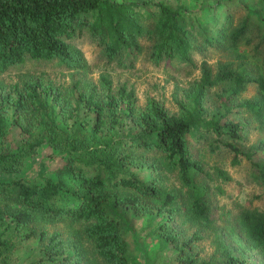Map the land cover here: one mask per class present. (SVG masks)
Masks as SVG:
<instances>
[{"label":"trees","instance_id":"obj_1","mask_svg":"<svg viewBox=\"0 0 264 264\" xmlns=\"http://www.w3.org/2000/svg\"><path fill=\"white\" fill-rule=\"evenodd\" d=\"M199 1L224 17L218 41L235 46L246 37L249 18L233 24L234 0ZM258 2L264 39V0ZM85 33L108 62L125 67L140 54L154 64L177 59L195 66L197 40L215 45L197 12L181 1L0 0V77L27 59L52 61L69 76L0 79V171H20L46 141L63 156L51 175L0 179V246L36 241L40 260L31 264H85L89 253L100 264H136L121 223L130 226L124 211L136 218L154 211L164 216L156 228L176 264H247L217 233L221 255L200 253L202 231L214 229L218 218L237 223L240 239L264 260V211L238 206L231 223L229 209L217 200L225 188L215 182L231 175L199 149L228 152L231 165L248 161L264 195L261 146L246 148V124L230 115L242 106L264 125L263 69L246 60L209 63L204 57L192 86L171 95L174 109L152 94L141 100L134 84H114L104 71L93 78L74 42ZM249 84L257 93L242 97ZM217 85L211 109L208 94ZM15 125L22 140L13 148L7 140ZM136 167H147L153 177L141 179Z\"/></svg>","mask_w":264,"mask_h":264},{"label":"rangeland","instance_id":"obj_2","mask_svg":"<svg viewBox=\"0 0 264 264\" xmlns=\"http://www.w3.org/2000/svg\"><path fill=\"white\" fill-rule=\"evenodd\" d=\"M167 1L173 4L181 1L189 9L195 13L197 12L208 34L215 38L212 41L215 44L214 46L212 44H204L201 39L197 40V48H195L193 53L196 65L194 66V64L177 59H166L162 60L159 64H154L148 60L146 54H140L134 59V66L125 67L119 64L116 59L108 62L106 56L101 51V47L96 45L91 35L85 33L75 38L74 42L81 48L91 64L93 78H96L99 72L104 71L110 75L114 84L121 83L122 81L134 84L141 100L147 94H152L164 101L169 107L175 109L171 95L176 92L177 95L182 96L184 91L192 86L200 75L199 65L204 57L209 63L216 62L218 59L234 62L246 60L248 63L258 64L264 73V39H260L257 29L261 19V15L258 13L260 6L258 0H234L229 3V9L233 14V24H237L245 16H248L250 24L246 37H242L241 42L235 46L230 45L227 40L218 41V27L222 25L224 17L211 10L212 6L210 4L206 5L205 2H200L199 0ZM255 9H257L256 13L254 12ZM45 72L54 78L55 75H59L61 79H69L67 73L63 72L62 74L59 72V67L56 63L42 59H27L25 62L8 69L1 75L0 79L3 83H6L18 77L29 74L39 75ZM219 88H221V85L214 86L209 91L207 104L211 106V109L217 106L215 91ZM256 93L257 88L255 84H249L241 96L254 97ZM234 107L235 109H232L230 115L241 119L246 124L245 147L248 148L260 144V153L264 155L263 122L253 116L244 107ZM21 140L22 135L20 134L19 126L15 125L11 127L7 144L15 148ZM196 146L200 147V142H196ZM199 149L201 151L205 149L206 153L204 157L209 164L220 165L227 169L229 175H231V180L225 182L215 178V182L221 183L225 188V193L218 195L217 200L219 205H224L223 210L229 209L226 217L231 219V223L236 216L238 206L257 208L264 211L263 186L254 177L253 170L248 161L242 160L240 164L231 165L228 152L217 150L212 153L207 145ZM61 152L54 150L46 141L30 152L20 171L12 172L11 174L0 171V179L7 176H25L31 178L43 174L51 175L53 168L63 161ZM134 170L145 181L153 177V173L147 167H136ZM124 216L130 221V226L124 224L122 221L121 223L124 227L129 254L135 259L136 264H176L175 260L169 259L171 249L167 246L164 238L158 233L156 228L158 221L164 217L162 212L157 214L151 211L143 213L136 218L131 215L130 211L125 210ZM233 223L235 222L233 221ZM236 224L229 225L227 220L218 218L214 229L203 230L202 233L205 237L198 241L200 253L202 255H221L218 249L215 248L217 246L214 241V234L217 233L218 235L220 234L221 240L226 246L238 254L240 258L245 259L247 264H264L263 258L260 257L256 250L250 248L243 239H240ZM175 227L181 228L182 226L176 223ZM34 244H36V241H31L30 243L24 242L23 245L18 244V242L1 245L0 264H31L34 261L40 260L38 252L33 246ZM214 249H216L215 253ZM84 263L100 264L97 257L90 253L89 262L84 261Z\"/></svg>","mask_w":264,"mask_h":264}]
</instances>
